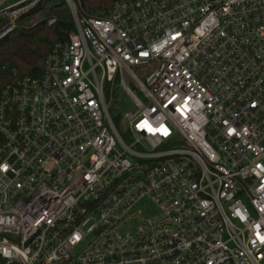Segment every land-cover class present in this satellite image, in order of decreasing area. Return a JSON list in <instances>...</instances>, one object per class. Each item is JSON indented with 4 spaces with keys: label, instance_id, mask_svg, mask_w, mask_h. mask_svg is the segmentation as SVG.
Returning <instances> with one entry per match:
<instances>
[{
    "label": "built area",
    "instance_id": "2783aa9c",
    "mask_svg": "<svg viewBox=\"0 0 264 264\" xmlns=\"http://www.w3.org/2000/svg\"><path fill=\"white\" fill-rule=\"evenodd\" d=\"M6 1L0 44L42 2ZM65 1L0 88V264H264V0Z\"/></svg>",
    "mask_w": 264,
    "mask_h": 264
},
{
    "label": "trees",
    "instance_id": "16d2710c",
    "mask_svg": "<svg viewBox=\"0 0 264 264\" xmlns=\"http://www.w3.org/2000/svg\"><path fill=\"white\" fill-rule=\"evenodd\" d=\"M118 1L122 0H77V4L79 13L98 15L109 12ZM37 15L42 19L32 24ZM48 16L55 17L56 22L48 24L45 20ZM26 20L31 24H24ZM75 29L72 12L65 0H42L1 41L0 88L25 76H40L47 53L58 41L67 40L69 33Z\"/></svg>",
    "mask_w": 264,
    "mask_h": 264
},
{
    "label": "rangeland",
    "instance_id": "374dc122",
    "mask_svg": "<svg viewBox=\"0 0 264 264\" xmlns=\"http://www.w3.org/2000/svg\"><path fill=\"white\" fill-rule=\"evenodd\" d=\"M11 3V1H6L4 4H3V7H6L7 5H9ZM41 15H44V14H41ZM40 19H42V16L40 15H37L35 18H34V22L32 24H34L35 22L39 21ZM24 24L26 25H30L31 23L28 22V20H26V22L24 21L23 22ZM116 94L119 96V97H122V102H121V107H117L118 109H114L112 110L113 113L116 114L117 117H121V115H123L126 110H135V106L133 104V102L130 100L129 96L124 94L122 91H120V88H118L116 90ZM116 117V123L118 124V127L121 129V128H125V122H123V120L121 121V119L117 118ZM136 210H141V212L145 215H150V214H154V213H157L158 212V209L157 207L151 202V201H142L140 204H138V206L136 207ZM134 222H131L129 223L122 231L125 232V231H132L133 228H134Z\"/></svg>",
    "mask_w": 264,
    "mask_h": 264
},
{
    "label": "snow or ice",
    "instance_id": "6c2138e0",
    "mask_svg": "<svg viewBox=\"0 0 264 264\" xmlns=\"http://www.w3.org/2000/svg\"><path fill=\"white\" fill-rule=\"evenodd\" d=\"M262 240H264V237H261Z\"/></svg>",
    "mask_w": 264,
    "mask_h": 264
}]
</instances>
